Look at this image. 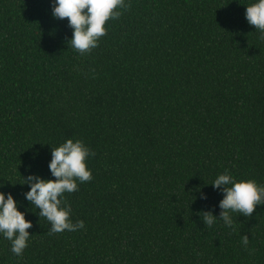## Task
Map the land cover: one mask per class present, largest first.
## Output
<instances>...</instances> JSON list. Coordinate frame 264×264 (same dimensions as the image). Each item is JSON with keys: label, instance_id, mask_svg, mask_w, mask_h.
<instances>
[{"label": "trees", "instance_id": "trees-1", "mask_svg": "<svg viewBox=\"0 0 264 264\" xmlns=\"http://www.w3.org/2000/svg\"><path fill=\"white\" fill-rule=\"evenodd\" d=\"M254 0H125L86 54L52 0H0V191L32 222L0 264H264V205L219 216L225 169L264 185V39ZM82 140L92 179L65 193L82 229L50 233L23 178ZM207 199H201V194ZM248 236V245L241 238Z\"/></svg>", "mask_w": 264, "mask_h": 264}, {"label": "clouds", "instance_id": "clouds-1", "mask_svg": "<svg viewBox=\"0 0 264 264\" xmlns=\"http://www.w3.org/2000/svg\"><path fill=\"white\" fill-rule=\"evenodd\" d=\"M52 17L57 20L67 18L68 27L72 30L71 47L80 54H86L98 46L100 37L106 34V22L117 19L118 9L127 8L125 0H52ZM245 19L254 26L264 39V0H254L245 7ZM94 153L80 139H66L55 148L51 147V159L48 169L54 179H45L36 174L23 178L20 185H27L23 193L24 199L36 209L37 215L45 218L50 225V233L76 231L84 227L82 220L75 223L71 220L72 209L65 201V193L78 190V182L84 183L92 179L87 160ZM219 189L223 196L218 203L219 216L211 211H204L203 223L211 227L219 219L226 227H231V213H239L246 219L251 216L257 206L264 205V185L254 179L237 181L227 169L218 174L210 184ZM2 187V185H0ZM201 199H207L201 194ZM19 202L9 193L0 191V238L10 242V251L20 257L31 237L27 229L32 222L25 219L24 212L18 210ZM249 238L243 235L242 246L248 245Z\"/></svg>", "mask_w": 264, "mask_h": 264}]
</instances>
